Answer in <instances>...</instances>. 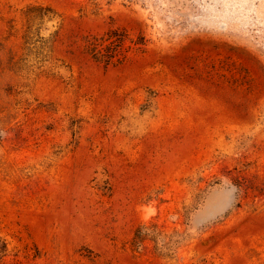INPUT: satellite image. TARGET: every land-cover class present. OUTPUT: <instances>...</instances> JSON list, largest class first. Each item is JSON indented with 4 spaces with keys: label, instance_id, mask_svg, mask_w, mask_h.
<instances>
[{
    "label": "rangeland",
    "instance_id": "obj_1",
    "mask_svg": "<svg viewBox=\"0 0 264 264\" xmlns=\"http://www.w3.org/2000/svg\"><path fill=\"white\" fill-rule=\"evenodd\" d=\"M0 264H264V0H0Z\"/></svg>",
    "mask_w": 264,
    "mask_h": 264
},
{
    "label": "trees",
    "instance_id": "obj_2",
    "mask_svg": "<svg viewBox=\"0 0 264 264\" xmlns=\"http://www.w3.org/2000/svg\"><path fill=\"white\" fill-rule=\"evenodd\" d=\"M28 11H30V12H32V11H40L38 14H36V16L41 17V18H43L45 16L46 17H50V14H52V9L50 7H48V6H42V5L30 6L28 8ZM108 36H110V35H108ZM108 39H110V43L113 42V41L116 42V41H119L120 40V36L119 37H115L114 40L111 39V38H108ZM141 235H142L141 234V229H137L136 232H135V234H134V241L136 239L139 240L140 237H141Z\"/></svg>",
    "mask_w": 264,
    "mask_h": 264
}]
</instances>
